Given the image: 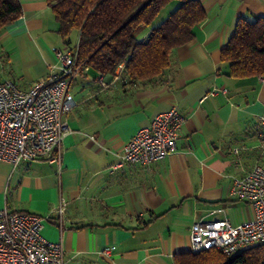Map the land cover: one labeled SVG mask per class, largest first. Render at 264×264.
I'll use <instances>...</instances> for the list:
<instances>
[{"label":"crops","instance_id":"0c3cea01","mask_svg":"<svg viewBox=\"0 0 264 264\" xmlns=\"http://www.w3.org/2000/svg\"><path fill=\"white\" fill-rule=\"evenodd\" d=\"M19 1L22 14L0 32V81L29 89L59 70L56 50L78 40L67 43L48 0ZM198 1L206 18L161 75L128 80L124 68L111 77L90 66L74 78L59 162L0 163V209L47 217L43 235L62 242L65 264H176L196 252L198 219L253 217L230 192L236 178L264 166V77L229 75L221 54L239 19L264 17V0ZM173 106L185 117L176 149L159 161L120 163L137 130ZM62 201L65 212L52 213Z\"/></svg>","mask_w":264,"mask_h":264},{"label":"built area","instance_id":"2783aa9c","mask_svg":"<svg viewBox=\"0 0 264 264\" xmlns=\"http://www.w3.org/2000/svg\"><path fill=\"white\" fill-rule=\"evenodd\" d=\"M57 72L24 89L13 80L0 81V163L16 167L21 162L47 159L59 162L56 148L71 133L66 115L75 106L70 85L90 65L78 63L77 47L57 49ZM120 69L124 64H120ZM106 86L105 80L100 78ZM213 91L211 94H215ZM185 121L173 106L155 115L129 139L120 154V163L145 164L167 157L177 147ZM264 151V138L261 143ZM233 198L248 204L253 217L240 223L228 219L200 218L191 226L195 251L216 249L226 255L264 243V166L256 164L233 181ZM64 201L52 210L62 215ZM47 217L26 211L0 209V264H65L61 241L43 235ZM111 255V248L103 250Z\"/></svg>","mask_w":264,"mask_h":264},{"label":"trees","instance_id":"16d2710c","mask_svg":"<svg viewBox=\"0 0 264 264\" xmlns=\"http://www.w3.org/2000/svg\"><path fill=\"white\" fill-rule=\"evenodd\" d=\"M48 2L68 44L71 32L78 31V63L111 77L124 64L122 77L128 80L161 75L172 63L173 50L193 40L196 27L206 18L198 0ZM21 14L19 0H0V32ZM146 27L151 29L141 39L139 34ZM221 56L233 77H264V17L239 19ZM176 264H264V243L230 256L216 249L200 250L177 259Z\"/></svg>","mask_w":264,"mask_h":264},{"label":"rangeland","instance_id":"374dc122","mask_svg":"<svg viewBox=\"0 0 264 264\" xmlns=\"http://www.w3.org/2000/svg\"><path fill=\"white\" fill-rule=\"evenodd\" d=\"M70 38H71V44L72 45H76L77 43V40H78V31L77 30H73L70 34ZM2 53H1V50H0V79L3 75L7 74L5 72H7V67L5 69V64H4V61L2 59ZM6 70V71H4Z\"/></svg>","mask_w":264,"mask_h":264}]
</instances>
